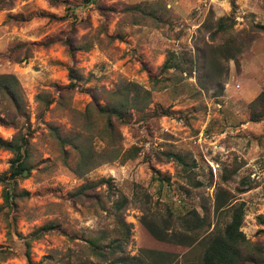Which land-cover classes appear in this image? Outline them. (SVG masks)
I'll use <instances>...</instances> for the list:
<instances>
[{
	"label": "rangeland",
	"instance_id": "rangeland-1",
	"mask_svg": "<svg viewBox=\"0 0 264 264\" xmlns=\"http://www.w3.org/2000/svg\"><path fill=\"white\" fill-rule=\"evenodd\" d=\"M262 27L264 0H0V75L17 78L22 123L33 132L32 170L17 179L13 205L0 184V264H29L28 253L36 264H111L89 241L107 246L126 231L115 258L158 264L147 248L172 253V264H197L198 240L166 243L144 222L162 226L195 208L210 224L202 238L222 232L241 204L242 264H264V119L252 121L249 106L264 90ZM228 39L244 43L237 59L222 53ZM183 58L193 74L162 69ZM128 81L150 89L151 103L125 110L110 132L100 108ZM0 103L1 116L4 106L14 112ZM164 109L170 114H155ZM15 133L0 124V137ZM166 152L183 155L202 185L187 184ZM12 157L0 148V174ZM218 200L225 205L216 211ZM47 224L53 229L37 238Z\"/></svg>",
	"mask_w": 264,
	"mask_h": 264
},
{
	"label": "trees",
	"instance_id": "trees-1",
	"mask_svg": "<svg viewBox=\"0 0 264 264\" xmlns=\"http://www.w3.org/2000/svg\"><path fill=\"white\" fill-rule=\"evenodd\" d=\"M224 19L219 20L220 27H223ZM264 28V27H262ZM246 39V37L244 38ZM243 39V40H244ZM235 39H228L222 44V53L226 59H237L238 55L243 51L242 44H234ZM248 42V41H247ZM177 62H172L171 59H167L162 66V69H172L176 68L180 75H183L184 72H190L191 61L176 60ZM190 62V64L188 63ZM216 66V65H214ZM212 68V67H211ZM217 67L212 68L214 73ZM193 72V70H191ZM204 71V70H203ZM73 70H70L71 83L69 87H76L77 83L72 80ZM190 75L193 73H189ZM183 77V76H181ZM74 79V77H73ZM211 79L216 81V76H212ZM176 80H178L176 78ZM178 82V81H177ZM18 80L12 74H2L0 75V96L1 101H5L10 104L14 112L8 110V107L4 106L5 116L0 114V124L5 127H13L16 129L15 136L11 140H6L0 137V148L10 151L13 154V157L10 160V168L4 174H0V184L5 185L3 191L4 203L11 206L13 205V196L15 195L14 185L17 182V179L27 177L32 170L31 160L29 153V143L30 138L33 135V132L30 130V126L26 125V122L22 123V120L25 117L23 102L20 98V92L18 87ZM111 96L115 98L111 101V104L101 106L100 112L106 117L107 121V130L114 131L115 125L114 120L120 122L125 121L124 111L127 109H135L138 111L146 110L152 99V91L145 88L143 85H140L133 81H128L122 88H117L115 91L110 92ZM51 101H47V106ZM1 104V103H0ZM251 109V120L252 121H261L264 119V90L250 103ZM171 111L164 109L162 111L156 110L155 114L157 116L169 115ZM14 113V114H13ZM77 150L81 149L79 152L82 156L87 155L88 158H98L99 153L97 151L90 150L87 154L85 149L76 146ZM165 156L168 158L175 159L179 164L183 165V171L185 175L183 178L186 180L187 184H190L194 187L201 186L202 183L200 180H196L195 177L191 174V165L188 160L180 154L174 152H166ZM169 181V179H167ZM182 187H184L182 185ZM188 191V190H187ZM186 191V193H188ZM182 198V194H181ZM184 200V199H182ZM126 200L117 202L116 211H120L125 205ZM216 211H219L223 208L225 203L220 200L217 201ZM187 208V207H186ZM2 206H0L1 212ZM245 216V208L243 204L234 208L232 213L231 222L225 227V229L214 234L211 232L204 237H200L199 233L203 230L204 226L207 225L206 218L200 216V213L195 209H189L185 214L177 216V221L173 220V214L169 218L163 219V225L160 226L153 222H144L147 230L153 236L154 239L166 242L174 243L177 245H192L196 243L195 241L202 244L203 254L197 264H242L243 259V246L247 242L245 234L242 232L241 227L243 224ZM261 223L264 224V218H260ZM174 222H178L180 229L173 228L175 227ZM210 224L207 225V229ZM52 224H47L37 229L35 234L39 238L42 234L51 231ZM128 237V233L122 232L119 237L113 238L108 245H103L100 243V239H91L89 244L92 248V251L95 255L103 257L107 261H111V264H143L144 260L136 256H119L122 250L123 241ZM201 238V239H200ZM200 239V240H199ZM198 243V244H199ZM197 244V245H198ZM109 249V250H107ZM143 254L151 257H158V264H172L173 254L170 252H161L153 249H143ZM27 259L29 264H36L32 261L30 254H27Z\"/></svg>",
	"mask_w": 264,
	"mask_h": 264
}]
</instances>
